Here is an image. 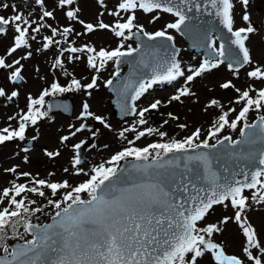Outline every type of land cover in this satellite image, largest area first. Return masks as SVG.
Instances as JSON below:
<instances>
[{
    "label": "snow or ice",
    "instance_id": "snow-or-ice-1",
    "mask_svg": "<svg viewBox=\"0 0 264 264\" xmlns=\"http://www.w3.org/2000/svg\"><path fill=\"white\" fill-rule=\"evenodd\" d=\"M108 2L95 0L100 9L95 24L81 19L79 0H53L50 6L48 0H33L39 7L37 19L15 5L13 14L0 15V37L13 32L11 46L0 54V74L7 73L5 79L15 88L25 81L22 61L32 58V42L37 41L42 29L50 30V35L42 36V47L36 52L59 46L51 62V82L36 96L27 95L26 110L8 117L9 123L0 128V145L25 141L27 132L39 121L52 119L49 113L53 107L70 111L67 102L53 105L46 98L66 93L91 98L109 66L113 71L103 86L116 92L121 115L132 118L131 122L125 119L126 126L118 132V139L126 146L90 170H85L79 155L87 141L71 145L75 154L70 168L63 171L85 177L76 184L68 179L40 178L39 174L20 171L18 165L4 169L13 179L0 189V264H204L205 259L207 264H264V242L247 216L252 203L264 206V64L253 59L248 46L260 31L249 11L252 0H115L112 8ZM237 3L242 10L243 26L239 27ZM8 8V3H0V9ZM57 10L66 20L64 26L46 22L56 20ZM165 14L173 19L159 30L150 32L140 22L144 16L149 24H155ZM105 15L112 18L110 22L104 21ZM205 15L218 23L204 20ZM76 24L83 31H76ZM98 30H107L116 38V46H77L72 39ZM170 30L189 36L193 47L204 49L205 58L197 66L183 65L178 58L181 49ZM217 40L221 41L219 46ZM129 41H135V47ZM18 51L23 55L12 59ZM77 63H85L93 73L90 80L77 78L69 69L68 65ZM225 64L236 80L241 70L247 69L246 87H237L233 79L219 84L220 89L236 93L230 103L237 105L238 111L236 107L225 110L219 100L211 99L205 111L218 108L220 112L206 134L197 127L182 139L169 137L163 130L169 120L179 119L171 112L159 127L149 125V113L195 96L192 82ZM124 65H129L135 80L125 78L120 89L114 80L121 77ZM181 80L183 83L176 87ZM165 84L176 87L166 102L155 99L146 107L138 105L150 89ZM19 95L18 90L9 93L0 86V97L8 102ZM250 113L256 114L254 120L250 121ZM75 119L79 124L70 123L67 134L59 137L65 147L78 134L88 132L92 138L100 134L89 120L115 132L104 116L91 110L88 99L83 100ZM176 126L180 130L188 127L184 123ZM226 129L238 131L239 137L222 135ZM36 132L31 141L38 139V128ZM152 136L159 140L137 145L142 138ZM21 151L28 153L30 149ZM44 155L54 159L61 153L45 150ZM24 162L29 163L27 155ZM215 206L234 211L219 224L233 221L238 225L244 237L240 256L227 254L216 242L215 234L222 231L218 224H204ZM37 214L47 216L50 222H39Z\"/></svg>",
    "mask_w": 264,
    "mask_h": 264
},
{
    "label": "rangeland",
    "instance_id": "rangeland-1",
    "mask_svg": "<svg viewBox=\"0 0 264 264\" xmlns=\"http://www.w3.org/2000/svg\"><path fill=\"white\" fill-rule=\"evenodd\" d=\"M0 3L9 4L8 9H0V15H5L7 17L13 14L12 5H15L16 8L25 15L31 12L33 14V19L38 18L39 7L33 3V0H0ZM52 3L53 0H48L49 6ZM114 3L115 0H109L108 7L112 8ZM79 7L81 8V19L85 22H92L95 24L100 11L99 7L95 3V0H79ZM241 11V6L237 3L235 9L237 27L243 26L240 21ZM249 11L255 26L260 31L258 34L251 37L248 46L250 47L253 59L264 64V0H252ZM103 19L105 22H110L112 18L105 15ZM172 19L173 18L171 16L165 14L157 23L149 24L148 18L141 16L140 22L143 23L146 29L151 32L161 29L165 23L170 22ZM46 22L52 24L53 26H64L66 24L63 14L58 10L56 11V20L48 19ZM74 26L76 31H83L81 25L76 24ZM170 31L175 38V43L181 49L180 56L178 58L182 61L183 65L197 66L202 60L201 53L189 49L186 41L180 33H177L174 30ZM44 35H50V30L42 29L37 41L32 42V58L28 61H22L25 66L23 71L25 81L22 82L17 89L20 95L17 98H14L12 102H8L5 98L0 97V128L9 123V116H14L21 109L25 108L27 103L26 98L29 93L36 96L39 91L48 86V83H50L53 78L50 67L55 55L58 54L59 46H53L48 50L36 52L38 47H42V36ZM12 38L13 32L11 30L8 32L7 36L0 37V54H3L7 47L11 46ZM57 39H60V37H57ZM72 39L76 40L77 46L85 43H91L98 49L100 47L112 48L115 47L117 43L116 38H114L107 30H98L93 34L80 37L73 36ZM129 42L135 46V41ZM216 46H219L217 42ZM20 55H23V53L18 51L12 59L17 58ZM9 62H11V60H9ZM37 67L40 69L39 73L35 71ZM68 67L70 70L75 72L77 78L88 77L90 80V77L93 74L86 68L85 63L68 65ZM124 69L125 65L122 67V71ZM246 70L247 69L241 70L240 78L239 80H236L232 77L225 64L219 69L213 70L211 73L197 78L191 84V89L195 93V96L184 97L182 98V102L174 101L167 107H161L159 111L149 113V125L159 127L163 120L168 119L167 113L171 112L178 116L179 119L177 121L169 120V123L164 125L163 130L168 133L169 137L182 139L184 136L191 134V132L197 127L202 128L206 134L210 124L217 118L220 109L213 108L205 111L204 106L209 102V100L217 99L224 106L225 110L229 107H236L238 111V106L230 103V101L235 99L236 93L232 90L220 89L219 84L227 79H233V82L236 83L237 87H246L244 75ZM112 71V67L109 66L101 74L100 87L93 92L91 98L85 97L82 93L69 94L73 104L72 116H68L67 114L59 111H53V113L49 114V117H52V119L45 118L44 120L39 121L37 126L31 128L26 134V139L36 135L37 128L39 129V136L37 140L33 141V144L30 147L26 146L24 141H12L0 145V189L9 186V181L13 179L12 174L5 173L4 169L14 165H18L20 171H29L33 175L39 174L40 178L45 179H68L73 184L85 179L83 176L77 177L66 174L63 171L65 167L70 168V159L75 154V150L71 148V145L78 143L80 140H86V144H88L84 152L85 160L83 161V167L85 170H90L92 165H97L101 161L107 160L115 152L126 146L125 143L118 139V132L122 127L126 126L124 123L125 119H128L129 122H131L132 118H119L113 113V108L109 101L111 93L103 86V81L106 80L107 77L109 78L111 76ZM6 75L7 73L0 74V86H3L10 93L14 90V86L5 79ZM40 76H44L46 79L42 80L39 78ZM60 82H65L63 77H60ZM84 82L88 81L85 80ZM182 83L183 80H181L176 87H179ZM256 86L260 87L261 85L257 84ZM176 87L167 84L156 85L137 103L140 106L146 107L155 99H160L166 102L171 95L175 94ZM85 99H88L93 112L104 116L105 119L110 122L112 128L115 129V132L103 129L102 125L89 120L88 123L93 128H99L101 130L100 134H98L96 138H92L88 132L78 134L75 138L68 141V146L65 147L59 143V137L67 134L68 125L70 123L79 124V121H76L75 117L80 110L83 100ZM161 113H164V115H161ZM249 117L250 121L254 120L256 114L250 113ZM232 118H234V116ZM11 123L13 126L16 125L15 120L11 121ZM178 123L187 124L188 127L184 130H180L176 126ZM225 132L227 131H224L222 135L227 134ZM230 135L234 138L239 135V132L235 131ZM129 138H132V134H129ZM155 140H159V137L152 136L142 138L141 141L137 142V145L144 146L145 144ZM93 144H95V147H92ZM105 145H107V147H105ZM24 147H28L30 151L28 153L21 151ZM45 150H59L61 155L54 159H49L44 155ZM26 155L29 158V163L24 162V157ZM49 173H55V175L53 177H49ZM19 182L24 181L20 180ZM251 208L254 209L249 210L248 217L251 218L255 226L254 228L259 234L260 240L264 242V206L252 203ZM210 213V217L207 216L205 219L206 223H212L211 221H213L216 224L218 223L222 229L220 233L215 234V239L223 241L226 245L227 251H233L240 256L242 245L244 243V237L242 236L239 227L233 221H229L226 225L219 224V221L223 219L221 216H231V211L226 210L222 206H215ZM37 215L40 216L39 222H43L48 219L47 216L41 214ZM33 222H36L35 217L33 218ZM204 264H207V259H205Z\"/></svg>",
    "mask_w": 264,
    "mask_h": 264
},
{
    "label": "water",
    "instance_id": "water-1",
    "mask_svg": "<svg viewBox=\"0 0 264 264\" xmlns=\"http://www.w3.org/2000/svg\"><path fill=\"white\" fill-rule=\"evenodd\" d=\"M204 20L208 21L209 23H218V22L214 19V17H212V16H207V15H205V16H204ZM224 31H225V35H228V34L226 33V30H224ZM183 37L185 38V40H186V42H187V44H188V47H189L190 49H192V50H194V51H196V52H201L202 56L204 57V49H203V48L193 47V43H194L193 39L190 38V37L187 36V35H183ZM218 42L220 43L221 41L218 40ZM168 43H171V42H168ZM174 43H175V41H174ZM175 45H176L177 48H179V46H178L176 43H175ZM204 58H205V57H204ZM125 78H128L129 81H131V80H135V77L132 76L131 73H130L129 65H127L125 71H124L123 73H121V77H120V78H117L116 80H114V86L117 87V88L123 89V86H124V83H125ZM107 89H108V90L110 91V93H111V96L109 97V101H110V103H111V105H112L113 113H114L117 117H119V118H123V116H122L121 113H120V109H119V107H118V105H117L118 96H117L116 92L110 90V88H107ZM49 102L52 103L53 105H56L57 103H64V102H67V103L69 104V106H70V111H69V112H64V111H62V110L59 109V108H58V110L64 112V114H70V113H71V109H72V99H71V97H70L68 94H67L66 97H61V96L51 97V98L49 99ZM53 109H55V108L53 107ZM55 110H57V109H55ZM238 137H239V136H238ZM238 137H236V138H238ZM236 138H234V139H236ZM84 148H85V145L82 147L81 150H79V155L81 156L82 161L84 160V158H83ZM124 163H125L124 161H121V164H122V165H123ZM217 168H218V166L214 163V164H213V169H214V170H217ZM48 222H50L49 218H48V220L43 221V222H41V223H48Z\"/></svg>",
    "mask_w": 264,
    "mask_h": 264
},
{
    "label": "flooded vegetation",
    "instance_id": "flooded-vegetation-1",
    "mask_svg": "<svg viewBox=\"0 0 264 264\" xmlns=\"http://www.w3.org/2000/svg\"><path fill=\"white\" fill-rule=\"evenodd\" d=\"M14 90H17V88H15L14 87ZM67 94H70V93H66V94H64L63 96L64 97H66L67 96ZM50 97H48V98H46V100H48ZM55 109H57V110H55V111H59V112H61V113H64V112H62V111H60V110H58V108H56V107H54ZM72 108H73V104H72ZM25 110H26V108H24ZM72 109H71V113L70 114H67L68 116H72L73 114H72ZM51 113H53V111L52 112H50L49 114H51ZM29 141H31V137H29V138H27L25 141H24V143H25V145L26 146H28V147H30L32 144H33V141H31L30 143H29ZM85 147H87V145H85ZM254 208H250L249 210H253ZM226 210H228V211H231V216H233L234 215V211L229 207V208H227ZM249 210H248V213H247V216H248V214H249ZM210 215H211V213H209L208 214V216L210 217ZM213 216V215H212ZM222 218H224L223 216H221ZM248 220L250 221V223L254 226V224H253V222H252V220H251V218L250 217H248ZM212 223H215V222H213V221H211ZM204 224H208V223H206V221H204ZM218 224V223H217ZM236 224V223H235ZM237 225V224H236ZM203 226V225H202ZM238 226V225H237ZM255 227V226H254ZM244 239V238H243ZM216 240V242H218V243H221L222 245H223V247H224V249H225V251H226V253L227 252H229V251H227L226 250V245L223 243V241H220L219 239H215ZM227 254H235V255H237V256H239L237 253H235V252H233V251H231V252H229V253H227Z\"/></svg>",
    "mask_w": 264,
    "mask_h": 264
},
{
    "label": "trees",
    "instance_id": "trees-1",
    "mask_svg": "<svg viewBox=\"0 0 264 264\" xmlns=\"http://www.w3.org/2000/svg\"><path fill=\"white\" fill-rule=\"evenodd\" d=\"M250 118V117H249ZM225 131H227L228 133H230V134H232L233 133V131L232 130H230V129H226ZM22 229V228H21Z\"/></svg>",
    "mask_w": 264,
    "mask_h": 264
}]
</instances>
